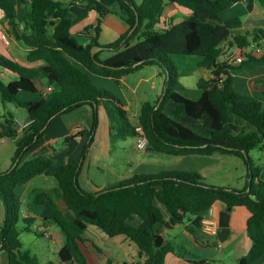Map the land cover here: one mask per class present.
<instances>
[{
  "label": "trees",
  "instance_id": "obj_1",
  "mask_svg": "<svg viewBox=\"0 0 264 264\" xmlns=\"http://www.w3.org/2000/svg\"><path fill=\"white\" fill-rule=\"evenodd\" d=\"M239 1L143 0L138 5L135 0H116L129 30L116 41L101 45L102 19L112 12L100 3L31 0L28 14L21 18L13 0H0L4 20L15 39L21 43L26 36L34 46L27 61L42 63L29 68L0 53V68L15 77L7 84L0 80L2 105L15 104L25 109L32 121L20 137L13 114L9 113L0 125V139H13L16 143V167L0 174V198L5 210L4 222L0 224V254L7 253V264H41L23 249L21 233L38 232L31 224L19 227L24 203L17 192L41 175L54 176L58 188L33 190L28 211L42 219L44 225H56L64 235V245L58 252L63 264H89L81 248L86 244L84 236L89 226L109 238L125 236L138 247V264H166L175 247L159 234L157 225L172 229L190 216V226L203 236L202 221L217 203L232 209L243 207L250 213L247 235L251 247L238 264H256L264 258V169L250 157L254 149L264 151V100L239 94L233 87L232 72L240 66H229L224 61L235 48L264 42V32L254 30L233 36L222 23L223 13ZM169 4L185 7L192 15L180 23L172 21L170 29L162 30V17ZM73 5L94 10L100 16L91 28L94 33L87 44L78 42L72 33L76 23ZM136 13L139 24L130 35L137 23ZM94 46L103 49L93 57ZM103 52L114 55L102 60ZM175 57H199V68L211 74V78L198 80L201 94L197 100L181 94L185 89ZM256 60L264 58L251 57L247 62ZM148 66L159 68V76L164 79L163 95L156 103H144L136 122H132L119 96L96 86L90 77L93 74L110 78L121 85V80ZM39 80L44 84L38 85ZM43 86L45 90L41 89ZM22 93L40 98L22 101ZM84 107L93 110V123L89 129L65 139L67 143L81 138L67 162L48 155L25 159L56 119ZM100 107L107 111L113 139H137L136 129L142 127L150 152L173 157L234 155L247 166L246 186L242 190L215 187L207 185L198 172L164 170L136 174L98 192L84 190L79 176L95 139ZM59 200L72 212L74 222L59 209ZM136 217L142 219L139 226L135 225ZM194 263L208 264L203 260Z\"/></svg>",
  "mask_w": 264,
  "mask_h": 264
},
{
  "label": "crops",
  "instance_id": "obj_2",
  "mask_svg": "<svg viewBox=\"0 0 264 264\" xmlns=\"http://www.w3.org/2000/svg\"><path fill=\"white\" fill-rule=\"evenodd\" d=\"M30 1L31 0H26V2H23L22 0H13V2L15 3L17 7L19 16L21 18H25L26 15L28 14V11L30 9ZM71 1L72 0H65L64 2L71 3ZM95 1L108 8L109 7L118 8L116 4V0H90L91 3ZM142 1L143 0H135L136 4L138 5L141 4ZM87 4L86 2L84 3V5H87ZM71 11L76 16V23L72 27V33L75 37L78 34H82L84 37H87L86 39L87 41L85 43H82V44H87L90 38L92 37V34L94 33L93 30L91 31V28L96 26L93 24H95L98 21L99 15L96 11L86 10L80 5L71 6ZM191 15H192L191 10L185 7H181L179 5L169 4L166 6L164 10L162 20L169 18L174 22V24H176V23H180L186 20ZM108 16L104 17L102 21L103 22L106 21ZM222 23L227 27V29L231 32L233 36H242L247 33L253 32L254 30H262L264 32V0H241L237 2L235 5H233V7H231L229 10L223 13ZM122 24L123 25L119 27V31L116 30L113 33L112 37H110L111 41H105L103 38V33H102V35L99 36L100 44L107 45L111 42L116 41L121 36L125 35L128 32L129 27L126 24L124 19H123ZM2 30H5V31L10 30V26L8 22L4 20V14L2 13V10L0 9V31ZM1 39L2 38L0 37V53L7 54L13 57L18 63H20L23 66L29 67V68L38 67L42 64V63H29L27 61L28 52L30 51V49L34 48L32 44H30V47L24 48L26 52V56H25L26 60L24 62H19L18 58H16L14 54L13 49L16 48V46L17 47H21V46H19L16 43V40L13 38L11 39L12 40L11 42H9L8 39L6 38L5 39L6 43H3ZM13 44L15 45V47ZM21 48L23 49V47ZM113 55L114 53L112 52H104V53H101L100 57L102 60H106L112 57ZM174 59L181 66L179 68L180 80L185 79L189 76H193L195 73H201L197 79V82L201 78H211V74L209 72H207L204 69L199 68V64L202 61L201 58L199 57L197 58L175 57ZM143 69L144 68H142L141 70ZM159 72L160 71L158 70L155 75V84L153 85L155 91H158L159 81L164 82V79L159 76ZM130 76L121 80V85H119L110 78H104V77L90 74L92 82L95 85L98 84V82L99 83L101 82L100 83L101 88L102 86H103V89L105 88L104 86H107L106 88L110 87L109 89L111 90L110 92L120 97L124 105V108L128 112L130 110V106H129L128 99H124L125 98L124 90L128 88L129 86ZM232 76L234 77L233 87L239 94L264 100V60H259V61L256 60V61L247 62L244 65L237 67L235 70H233ZM1 79L9 80L10 82L14 80L15 77L10 75L7 71L0 68V80ZM144 80L145 79H142L141 83ZM95 81H97V83H95ZM37 84L42 85L44 84V82L39 80ZM140 84H139V88L141 86ZM41 89L45 90L46 87L43 86ZM184 89L186 90L187 88L184 87ZM196 94H197V98H199L201 93L198 88L196 90ZM162 95H163V86L161 84L160 91L158 93H155L153 96H155L156 101H158L162 97ZM19 98L22 101H35L40 98V95H29V94L22 93L20 94ZM98 112H99L100 121H102L103 124L100 129L101 124L99 121L94 142L88 152V155L83 165V169L80 173L79 183L81 187L88 192H98L120 181L130 180L136 174L158 172V171H155L157 170L156 166H152L148 164L151 162H140L139 165L136 167H134V163H133V167L131 164V167L126 173L125 172L124 173H114L113 178H109L107 176L108 174L104 173V171L106 168L109 167V162L111 161V158L113 157L112 152H113V147H115L114 142L116 140L113 139L111 136L110 122L108 121L109 116L107 117L108 115L107 111L105 110L104 107H100L98 109ZM9 113L12 114L10 111L8 112V114ZM4 117H6V115H4ZM14 117H15V120H18L21 122L29 121L28 114H25L22 117H20V115H17ZM106 120L108 121V124ZM3 123H5V120L4 122H1L0 125ZM92 123H93V110L90 107H84V108H81L79 110L70 112L68 114H65L59 117L51 124L49 130L47 131L42 141L38 145H36L27 154L25 159L48 155V156H52L56 161L63 160L67 162L70 155L79 146L81 138L77 137L67 143L64 140L67 137L76 135L85 129H89ZM98 136L100 138L96 141ZM9 141H12L14 143V146H10V144H8ZM62 141H64V144L63 143L61 144ZM0 145L4 147V150L2 151L0 150V174H2V173L9 172V170H11V168H13V166L15 165L13 164V157L16 152V143H15V140L12 139V140H6L5 142H0ZM147 149L148 148H146V151L151 153ZM186 157L188 156H183L181 158H186ZM259 168L264 169V167H259ZM90 172L92 174H90ZM37 188L44 189V190H52V189L58 188V183L54 176L41 175L39 177H36L34 180L29 182L27 185L20 187L17 190V192L22 198L23 203H24L23 211L21 214V219L23 220L24 226L31 224L32 227L36 229V231L38 230V228L43 227L46 230L45 233H48L49 232L48 230L52 229L51 226L44 225L42 219L33 215L32 213H29L28 211V205L30 203V194L32 193L33 190ZM57 204H58L59 209L64 213V216L70 222H74L75 217L72 214V212L67 209L64 201L59 200ZM219 205L220 204L217 203L212 208L213 217L214 219L218 221H219V216L221 212L226 210L225 205H223V207ZM4 211H5L4 204L0 198V224L4 222ZM230 215H231V219H230L231 233L227 241H231L232 243H234L235 245L234 258L238 263V261L242 257L247 255L251 247V242L247 235V222H248V219L250 218V213L246 208L236 207L232 209V211L230 212ZM240 216L242 220L246 222V227L243 228L244 234L240 235L242 238L241 240L238 241V237H239V235L237 236V233L239 230L238 218ZM90 227H94V226H89L87 228V231L85 233L87 235L84 236L86 239V244L81 245V248L84 254H85L84 252V249H85L89 251L95 257V259H97L98 261H106L107 264H138L139 262L138 247L134 244L137 249L135 250L134 246L132 245L133 243L129 241L125 236L109 238L106 235V237L108 238H103L107 242L108 246L112 249V251L121 250L122 252H124L123 248L129 245L130 247H132L134 254H136V255L128 256L124 252L126 259H124L121 263H116L111 258L112 257L111 255L110 256L105 255L101 246L97 245L94 241H92L93 239L91 238V235H89L88 233V230L91 229ZM175 227H178V226H175ZM168 230L169 229L165 227H163L161 231L157 229L159 234L162 235L164 238H165V232ZM26 233H29V232H26ZM38 233H39V230H38ZM93 233L97 234L96 230H93ZM55 240H57V238H55ZM199 241L200 243L208 242V241H203V240H199ZM225 242L224 244L220 243L219 246L221 248H224ZM171 244L175 247V252L167 256L166 264H195L194 262H199L202 260L206 261V263L208 264H211V262L205 258H202V259L188 258L187 256H184L182 252L177 251V247L173 243ZM63 245L64 244L62 243L60 247H57V249H53L54 258H56L55 262H57V264H60L59 260H57L59 258L58 252L63 247ZM48 262H51V261H48ZM7 263H8L7 253L3 252L0 254V264H7ZM256 264H264V258H262Z\"/></svg>",
  "mask_w": 264,
  "mask_h": 264
},
{
  "label": "rangeland",
  "instance_id": "obj_3",
  "mask_svg": "<svg viewBox=\"0 0 264 264\" xmlns=\"http://www.w3.org/2000/svg\"><path fill=\"white\" fill-rule=\"evenodd\" d=\"M65 1V0H62ZM97 3L96 1L92 4ZM111 10V14L107 17L106 21H102L101 29L103 33V38L105 41H111L110 37H112L113 33L118 30L121 25H123L124 15L118 8L109 7ZM100 19V16L98 20ZM98 21L93 24L97 25ZM92 27V26H91ZM90 27V28H91ZM22 28L20 29V31ZM0 37L2 38V42L6 43L5 39L7 38L9 42H11L12 38L15 39L14 33L11 30H2L0 31ZM109 37V38H107ZM76 39L80 43H85L87 37H84L82 34L76 35ZM109 39V40H108ZM16 40V39H15ZM16 43L23 47L12 48L16 58H18L19 62H24L26 52L24 48L30 47L29 41L26 39V36H23V41ZM14 45V44H13ZM15 47V45H14ZM104 53V52H103ZM197 58V57H193ZM178 69L181 67L178 62L175 61ZM159 70L156 66H148L144 67L143 70L137 71L133 75L129 77V86L124 90V99H128L129 101V116L132 122H136L138 116L141 112V107L144 103L150 101L152 103H156V97L153 96L155 93L160 91V86L163 81H159L158 91L154 90L153 85L155 84V75ZM160 71V70H159ZM201 73H195L193 76H189L185 79L180 80L184 87L187 89L182 91L181 94L188 99L197 100V79ZM145 79L142 83L141 80ZM159 80V79H158ZM1 81L5 84L9 82V80L1 79ZM97 83V81H95ZM101 83V82H100ZM100 83L96 84V86L101 87ZM141 83V84H140ZM139 84L141 85L139 88ZM103 85V84H102ZM106 90L107 86H104ZM103 88V86H102ZM137 90V91H136ZM155 101V102H154ZM11 112L14 116L20 115V117L27 114V111L21 107L16 106L15 104H8L5 108L2 105L0 100V123L4 122V115H8V112ZM108 117V115H107ZM100 121L99 112H98V124ZM107 121V120H106ZM110 122V120H108ZM107 121V124H108ZM100 129L102 126V121H100ZM100 132V131H99ZM100 137L96 139V141ZM116 140V139H115ZM65 141V140H64ZM64 141L61 144H64ZM10 146H14L12 141H9ZM115 147H113V157L109 162V167L105 169L104 173H107L109 178H113L114 173H126L129 168L138 166L140 162H151L148 163L152 166H156L155 171H164V170H178V171H187V172H198L200 173L204 181L207 185L222 187V188H235L238 190L244 189L247 184V176L248 169L245 165L244 161L234 155L229 154H221L216 153L213 156H202V155H192L186 158L181 157H173L166 154H160L155 152H147L146 149L139 150L137 149V139L133 137H129L126 140H116L114 142ZM0 150H4V147L0 145ZM250 157L253 162L258 167H264V151L260 149H254L250 153ZM151 166V167H152ZM153 171V170H152ZM92 172V171H91ZM90 172V174H92ZM54 190V189H52ZM219 206L223 207L222 203H219ZM4 219H5V211H4ZM190 216H187L184 222L178 227H174L165 232V238L167 241L173 243L177 247V251L182 252L184 256L188 258L194 259H208L211 264H238L234 258L235 253V245L231 241L225 242V247L221 248L219 244L213 245L210 242L200 243L198 237L200 235L191 231L190 226ZM142 223V219L140 217H136L135 225L139 226ZM3 222L1 223V225ZM238 241L241 240V234L243 235V228L246 227V222L242 220L241 216L238 218ZM24 226L23 220L19 224V227L22 228ZM52 229L48 231V237L45 235H40L38 233H26L23 232L20 235V240L23 244V249L30 251L34 256L37 257L39 263L45 264L48 261L55 262L56 258H54L53 249H57L60 247L62 243L65 242V237L61 233L60 229L56 225H50ZM163 225H157V229L161 231ZM88 230L89 235L93 239L97 245L101 246L103 252L107 256H112L111 258L116 263H121L124 259H126L125 254L128 256L136 255L133 252L132 247L129 245L123 248L124 252L121 250H114L108 246L107 242L103 238H108L104 235L99 229L95 227H90ZM93 230H96L97 234L93 233ZM38 232V230H37ZM40 233V232H39ZM87 234H85L86 236ZM57 238V240H55ZM109 240V239H107ZM224 244V243H223ZM136 249V246L132 244ZM222 246V245H221ZM186 251V252H184ZM85 256L89 262V264H107L106 261H98L95 257L87 250L84 249ZM125 257V258H124Z\"/></svg>",
  "mask_w": 264,
  "mask_h": 264
},
{
  "label": "built area",
  "instance_id": "obj_4",
  "mask_svg": "<svg viewBox=\"0 0 264 264\" xmlns=\"http://www.w3.org/2000/svg\"><path fill=\"white\" fill-rule=\"evenodd\" d=\"M4 14V12L2 11ZM172 26V20L167 18L163 21L161 26L162 30H168ZM251 57L256 59L264 58V42H253L250 46L245 48H235L232 50L224 59L225 63L229 66H241L246 63ZM17 129H18V136L20 137L23 134V131L30 126L32 121L21 122L15 120ZM138 133L137 138V149L143 150L147 148V139L145 136V132L142 127H137L136 129ZM7 139H0V142H5ZM40 233H44L46 237L48 234L45 233V229L43 227L38 228ZM220 230L219 221L214 219L213 217V209H211L202 221L201 232L205 238L217 237V234Z\"/></svg>",
  "mask_w": 264,
  "mask_h": 264
},
{
  "label": "water",
  "instance_id": "obj_5",
  "mask_svg": "<svg viewBox=\"0 0 264 264\" xmlns=\"http://www.w3.org/2000/svg\"><path fill=\"white\" fill-rule=\"evenodd\" d=\"M86 4H87V2H86ZM136 15H137V23H136L135 27L130 31V35L134 33V31L136 30V28H137V26L139 24V16H138L137 13H136ZM102 49H103L102 47L94 46L92 48V50H91L92 56L94 57L97 53L101 52ZM162 99L160 100V102L157 105L156 109H158L160 107ZM46 129H47V126L45 128H43L42 132H44ZM147 150L149 151L150 149L148 148ZM245 158H248V156L245 155ZM16 165L17 164H15L13 166V168H11V170H9V172H11L16 167ZM231 211H232V208H226L225 211L221 212V214L219 216V227H220V230H219V232L217 234V237H215V238H211V237L205 238L204 236L200 235L198 237V240L208 241V242L212 243L213 245H217V244L224 243L225 241H227L229 236H230V233H231V229H230V219H231L230 212ZM191 231L194 232L195 229L192 227ZM57 260H59V258ZM59 263L61 264V261H59Z\"/></svg>",
  "mask_w": 264,
  "mask_h": 264
}]
</instances>
